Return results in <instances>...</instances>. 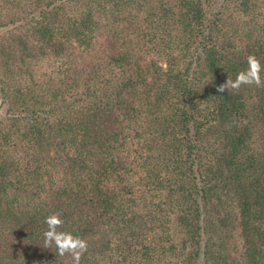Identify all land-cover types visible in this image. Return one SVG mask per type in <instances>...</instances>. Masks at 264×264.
I'll list each match as a JSON object with an SVG mask.
<instances>
[{
	"label": "trees",
	"instance_id": "1",
	"mask_svg": "<svg viewBox=\"0 0 264 264\" xmlns=\"http://www.w3.org/2000/svg\"><path fill=\"white\" fill-rule=\"evenodd\" d=\"M257 7L0 0V264H73L54 212L80 264H264V86L217 92L264 66Z\"/></svg>",
	"mask_w": 264,
	"mask_h": 264
},
{
	"label": "clouds",
	"instance_id": "2",
	"mask_svg": "<svg viewBox=\"0 0 264 264\" xmlns=\"http://www.w3.org/2000/svg\"><path fill=\"white\" fill-rule=\"evenodd\" d=\"M246 62L248 67L239 71L234 81L227 80L225 84L220 85L217 92L223 93L228 90V87L239 89L242 85L264 86V81L261 79L264 66L261 65L260 60L255 55H249ZM44 223L47 226L43 232L45 247L55 245L57 255L63 257L70 254L73 264H80L81 257L88 250L87 241L79 235H73L71 232L58 231L64 223L60 212H54L47 216Z\"/></svg>",
	"mask_w": 264,
	"mask_h": 264
},
{
	"label": "rangeland",
	"instance_id": "3",
	"mask_svg": "<svg viewBox=\"0 0 264 264\" xmlns=\"http://www.w3.org/2000/svg\"><path fill=\"white\" fill-rule=\"evenodd\" d=\"M257 12H259V13H264V9L262 8V7H257V10H256ZM244 16H245V14H243ZM255 18V17H254ZM249 19L250 18H247V17H241L240 19H239V21H235V19H233L230 23H229V27H232V28H235V27H239V26H243L244 25V23H246L245 24V28H243V30L244 29H247V22L249 21Z\"/></svg>",
	"mask_w": 264,
	"mask_h": 264
}]
</instances>
